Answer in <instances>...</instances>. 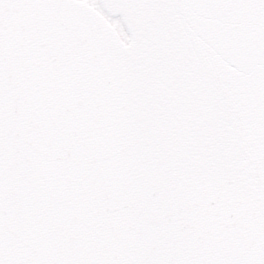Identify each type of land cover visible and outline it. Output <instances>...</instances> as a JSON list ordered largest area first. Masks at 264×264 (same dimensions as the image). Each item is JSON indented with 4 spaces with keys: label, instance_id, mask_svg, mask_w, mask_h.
I'll return each mask as SVG.
<instances>
[{
    "label": "snow or ice",
    "instance_id": "obj_1",
    "mask_svg": "<svg viewBox=\"0 0 264 264\" xmlns=\"http://www.w3.org/2000/svg\"><path fill=\"white\" fill-rule=\"evenodd\" d=\"M0 264H264V0H0Z\"/></svg>",
    "mask_w": 264,
    "mask_h": 264
}]
</instances>
